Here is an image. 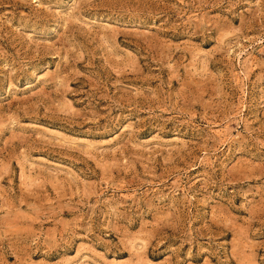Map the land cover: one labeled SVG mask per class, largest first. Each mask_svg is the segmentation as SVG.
Masks as SVG:
<instances>
[{
  "label": "rangeland",
  "instance_id": "374dc122",
  "mask_svg": "<svg viewBox=\"0 0 264 264\" xmlns=\"http://www.w3.org/2000/svg\"><path fill=\"white\" fill-rule=\"evenodd\" d=\"M0 264H264V0H0Z\"/></svg>",
  "mask_w": 264,
  "mask_h": 264
}]
</instances>
